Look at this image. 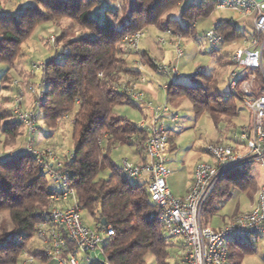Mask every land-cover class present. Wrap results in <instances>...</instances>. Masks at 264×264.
Returning a JSON list of instances; mask_svg holds the SVG:
<instances>
[{"label":"trees","instance_id":"1","mask_svg":"<svg viewBox=\"0 0 264 264\" xmlns=\"http://www.w3.org/2000/svg\"><path fill=\"white\" fill-rule=\"evenodd\" d=\"M182 2L123 0L120 9H113L104 0H34L16 12L0 16V62L9 67L19 62L22 44L38 25L66 18L82 29L47 62L42 72L46 87L40 110L49 128L58 127L63 118L75 112L72 123L75 154L71 161L65 162L64 169L71 172L70 185L76 191L80 209L89 212L96 226L106 219L113 228V235L103 247V261L109 264H147L148 253L155 256L157 264H168L172 249L179 246L176 239L165 234L161 208L151 200L147 183L126 178L109 151L121 145L135 146L142 159L147 137L138 124L115 112L118 105L133 102L116 88L117 81L124 74L139 72L126 67L127 52L122 40L149 26L189 35L193 23L208 16L215 6V2L209 3L197 11L200 5L187 4L181 9L180 19H185L182 25L180 20L165 16ZM218 30L225 36V43L243 35L236 27L220 25ZM66 37L67 33L62 32L58 40ZM61 54L65 55L63 61L58 57ZM147 61L152 64V60ZM199 75L203 80H192L191 84L171 82L167 88L168 101L186 97L197 114L207 110L216 120L237 116V99L212 94L213 76L204 72ZM8 117L13 119L7 120ZM2 120H7L1 130L6 141L24 135V127L12 110L0 111ZM249 165L236 168L220 181L204 212L222 181L227 186V195L232 186L249 190L253 182ZM104 170L109 171L106 178L100 177ZM57 191L49 185L46 173L33 156L24 153L0 160V215L8 214V222L0 225V264L20 262L37 223L44 219L51 205L50 196ZM251 251L252 248L248 250Z\"/></svg>","mask_w":264,"mask_h":264},{"label":"built area","instance_id":"2","mask_svg":"<svg viewBox=\"0 0 264 264\" xmlns=\"http://www.w3.org/2000/svg\"><path fill=\"white\" fill-rule=\"evenodd\" d=\"M216 11H232L239 13L245 20L243 35L229 42L241 41L235 49L229 51L232 70L228 77L229 91L223 98L235 97L248 110L250 121L234 134V140L242 143L246 151L236 145L225 143H210L206 151L213 162L199 161L194 170L193 180L184 197L174 195L168 185L172 170L168 166L169 154L172 150L170 133L166 119L178 121V114L173 112L167 103L154 104L145 101V93L138 89L137 84L127 79H119L116 88L129 96L134 102H145L151 110L149 121H143L138 126L147 133L143 148V158L131 161L122 158L123 175L131 180L146 182L151 200L162 211L161 220L165 234L173 239H181L184 243L178 264H230L228 243L232 239L244 240L254 236L264 237V183L257 192L252 209L237 214L231 221L215 230L203 221L205 205L215 191L220 181L236 168L260 163L264 169V1L260 0H214ZM120 9V4L111 5ZM2 13H0V16ZM251 19V32H248ZM129 25L128 22H126ZM226 25L236 27L234 20L217 21L205 35L212 48L222 46L224 35L218 27ZM177 38L174 43L178 58L185 51L178 40L181 35L173 30L165 31ZM145 30H138L126 35L122 40L123 49L138 52ZM49 42L57 48L56 35L49 36ZM164 38L159 43H165ZM67 53V49L63 50ZM60 57V56H58ZM138 67L145 63L139 61ZM156 70L163 75L172 77V83L179 82L181 77L178 66L174 63L158 62ZM47 62L39 61L32 64L31 72H43ZM200 67L196 72H204ZM143 80V79H142ZM18 82L15 81V84ZM168 85H165L167 90ZM46 83L31 89L35 97L36 109L41 108L45 99ZM12 112L18 122L24 127L26 141L21 148L9 153L0 151V160L9 159L19 154H29L36 159L39 168L61 186V190L50 196L51 205L43 220L37 223L32 247L22 251L21 264H82L76 253L99 251L104 253V245L113 235L112 226L100 223L95 228L84 224L77 194L70 185L71 172L64 169L65 162L74 157V150L63 158L55 149L46 147L40 149L35 139L38 132L39 114L37 110L23 108L21 95H16ZM67 118V117H66ZM23 241L22 238L18 239ZM106 261V260H105ZM107 262V261H106Z\"/></svg>","mask_w":264,"mask_h":264},{"label":"rangeland","instance_id":"3","mask_svg":"<svg viewBox=\"0 0 264 264\" xmlns=\"http://www.w3.org/2000/svg\"><path fill=\"white\" fill-rule=\"evenodd\" d=\"M114 1V0H111ZM34 0H0V13L2 15L8 12H16L20 8L30 5ZM107 4L115 5L120 4L123 0H116L115 2L104 1ZM13 7V9H12ZM179 7L171 9L165 16L176 11ZM10 10V11H9ZM122 12V11H121ZM221 12L214 11L209 17H204L198 20L195 28L192 29V33L189 35H181L178 39L185 51V55L180 58L179 69L183 76L182 81L188 82L190 79L195 81H202L203 77L196 72L200 67H205L204 71L207 75H212L214 78L213 86L210 92L214 95H223L229 91L228 77L232 70L231 64L229 65L225 61H222V57L225 58L223 53L229 52L235 49L241 44V41L234 44L227 42L221 47V52H216L214 55L211 53V45L208 43L205 35V31L210 28L212 16H217ZM226 14V13H224ZM182 25L185 24V19H180ZM251 22H249L248 32H251ZM239 29L243 30L244 25L238 26ZM155 26H149L145 29L146 37L142 40L148 39L151 45L152 51L151 56L158 58V62L169 63L168 60L162 57L165 51L173 52L176 55L174 43L170 41L169 35L166 32L156 33ZM82 29L75 22L63 18L53 22H46L38 25L30 37L22 44L23 55L19 58L13 67H9L8 64L0 62V111L12 110L14 99L16 95H21L23 99V108L26 110H37L39 114L38 120V132L36 133V142L42 136L44 132L47 136H51V141L47 142L46 145L36 146L40 149L50 147L55 149L59 157H64L68 152L74 150V139H73V119L75 112L70 113L67 118H63L59 126L56 128H49L46 126L43 120V114L41 108L36 109L35 97L31 92L33 87L38 88L42 83V72L36 71L35 74L31 72L32 64L44 61L48 62L52 58H55L57 51H61L63 45L71 38L76 37L81 33ZM67 33V37L61 41L58 37L61 33ZM51 34L56 35L57 48L49 42V36ZM172 37V36H171ZM164 38L166 43H159V39ZM141 40V41H142ZM172 44H171V43ZM140 42V46H141ZM60 60L65 59V55L61 54ZM165 56V55H164ZM217 58L221 59L219 62ZM173 59V56H172ZM145 63V59H140ZM139 63V62H138ZM144 74L148 80L154 83L157 89V98L153 100L154 104L167 103L170 108L178 114V121L175 126L169 124L171 128V142L175 146L169 154L168 166L171 168V177L168 180L172 193L180 194L183 192L190 180L191 174L195 169V165L199 161H210L213 162L211 155L206 151V147L210 143H225L236 145L239 149L246 151L245 145L234 140V134L239 132L244 125H247L250 121V115L247 109L243 106L240 100H237V106L239 113L235 117H220L216 120L212 114L204 110L202 113L197 114L194 105L186 97L174 99L168 101L167 90L164 87L166 84H170L173 80L172 77L167 75L153 72L152 68L146 66L144 68ZM7 75L6 79L4 77ZM15 81L18 83L15 84ZM32 81V82H30ZM28 97V98H27ZM154 99V98H152ZM115 112L118 116L124 117L133 123L139 124L143 121H149L151 110L147 107L145 102H130L118 105L115 108ZM9 113V112H8ZM12 117H8L7 120H11ZM7 120L0 121V131L7 122ZM231 140V141H230ZM26 141L25 134L18 139L14 140L8 138L7 141L0 136V151L3 153H9L18 148H21ZM132 148L127 145H121L113 148L109 151V154L113 162L117 165L121 164L122 158H128L134 161V154ZM142 157V156H141ZM256 172L254 173L253 182L257 187L262 186L264 183V169L260 166H256ZM109 175L108 170H104L100 173V177L106 178ZM49 185L58 191L61 190V186L52 178L51 175H46ZM135 181L136 180H132ZM142 182L143 180H137ZM233 188V186H232ZM236 189L238 187H235ZM252 195L242 192L237 189L234 192L233 198L227 202L224 210L214 217H212V228H215L220 223V217L223 215H230L236 207L239 205L240 210L247 209L251 204ZM81 216L86 226L95 228L96 223L92 219L91 215L86 210H81ZM207 211L203 213V221L208 225ZM5 221L8 222V214L3 213L0 215V225ZM10 228V226L8 225ZM8 228V229H9ZM175 241V239H174ZM177 243V242H176ZM234 244L229 245V256L231 264H264V237L254 236L252 238L239 240L235 239ZM236 243H240L236 245ZM178 244V243H177ZM236 245V246H234ZM32 247L30 241L25 246V249ZM252 248L253 251L248 252ZM181 250L178 248L172 249L171 256L168 260V264H178ZM78 259L82 264H96L104 259V256L99 251H92L88 254L77 252ZM147 264H157L156 258L152 253L146 255ZM18 264H21L18 262Z\"/></svg>","mask_w":264,"mask_h":264},{"label":"crops","instance_id":"4","mask_svg":"<svg viewBox=\"0 0 264 264\" xmlns=\"http://www.w3.org/2000/svg\"><path fill=\"white\" fill-rule=\"evenodd\" d=\"M104 1L115 2L116 0H114V1L104 0ZM203 1H204V3H203ZM260 1H264V0H260ZM213 2H214V0H184V2H182V4L179 6V9H177L176 11L171 12L169 14L170 15L169 17H173V18H175L177 20H180V18H181V9L184 6H186L187 4H189V3H193L194 5H200L195 10L202 11L205 8V5H207L209 3H213ZM12 9H13V7H12ZM214 11H216L215 10V6H214L212 12L208 15V17ZM219 12H221V13L217 14V16H212L211 26H210L209 29H211L215 25V23L217 21L234 20L235 23H236V28H238L239 25L244 24V22H245L244 18L239 13L232 12V11H219ZM224 13H226V14H224ZM202 18H204V17H202ZM202 18H198L193 23L191 29L195 28L198 20H200ZM246 22H248V23L251 22V19H247ZM209 29H207L205 31V33ZM154 30H156V33L165 32V31L159 29L156 26H155V29ZM145 37H146V34L142 37V39L145 38ZM169 38H170V41L172 43H174L175 37L174 36L171 37L169 35ZM141 42L142 43H141V46L139 47V51L138 52H129V53H127L124 56V60H125V63H126V67L128 69L136 70V71H139V72L136 73V74H131V73L124 74L120 79H127V81H131L133 83H136L138 89L142 90L145 93V101H153V100H155L157 98V89H156L154 83H152V82H150L148 80L147 76L144 74L143 71H144V68L146 66H149L150 68H152L153 72L159 73L156 70V65H155L156 63H158V60L159 59L158 58H154V57L151 56V51H152L153 48H151V45L149 44L148 39H145L144 41L142 40ZM165 43H163V44H165ZM174 47H175V45H174ZM221 48H222L221 46L220 47H217L215 49L214 48H211L212 55H214L216 52H221ZM175 52H176V49H175ZM223 55H225V58L222 57V61H225L226 63H228L230 65L231 62L229 60V52H225V53H223ZM172 56H173V59H172ZM162 57L163 58L165 57L164 59H166V61L168 60L169 63L176 64L178 66V68H179L180 58L177 57V54L176 55H173V52L171 53L170 51H168V52L165 51V53L162 54ZM141 58L142 59H145V65H144L143 68L140 69V67H138L139 66L138 65V62L140 61ZM148 59L152 60V64L148 63V61H147ZM220 60L221 59L217 58V61L218 62ZM180 74H181V72H180ZM182 79H183V76L181 74V77L179 79V82L184 83L182 81ZM187 79H190V80L188 82H186L185 84H191L192 83V77L191 78L188 77ZM30 82H32V81H30ZM164 87H165V85H164ZM152 98H154V99H152ZM12 119H13V117H12ZM167 123L172 124L174 126H175L176 123L173 122V121H171L169 118L166 119L167 128L169 130V133H171V128H170V126H168L169 124H167ZM42 133H43L42 136H40V139H38V141H37V144L38 145H46L47 142L51 141V138H50L51 136H47L46 137V134L44 132H42ZM0 136H2V138H4V136L2 135V132L1 131H0ZM170 138H171V135H170ZM127 146H129L133 150L132 152H133L134 157H135L134 158V161H140L141 160V155L138 152H136L135 146H130V145H127ZM172 146H173L172 150H174L175 146L173 145V143H172ZM205 161H207V160H205ZM257 165L260 166V167H262V165L260 163H258V162L252 163V164L249 165V169L248 170H249L250 175L252 177V181H253L254 173L257 171L256 170V166ZM193 175H194V171H193V174H191V176H190V180H189V183H188L186 189L183 192H180V194H175L176 196H178V197H184L186 195V193L188 191V188H189V186H190V184H191V182L193 180ZM169 178H168V180H169ZM223 182L224 181H222V183H221V187H220L219 192H217V194H215L216 195L215 198H213L211 200V202L209 203V207H207V213H208L207 214V217L210 218L208 220V226H210L211 228H212L211 224H212V221H213L212 220V217H214L216 215H219L224 210L225 205L227 204L228 201H230L233 198L234 192L237 191V189L241 190L240 188H237L236 189L235 187H233L232 189H230V195H227V194H225V190H226V187L227 186H225V184ZM260 187L255 186L254 185V182H252V185L249 188V190H247V191L241 190L242 192H246L247 194H249V195L251 194L252 195L250 197L251 198V204H250V206L247 209H245V210H240L239 205H238L236 207V209L233 212L230 213V215H223V216H221L220 217V223L215 228H213V229L217 230V229L221 228L224 224H226L229 221H231L237 214L252 209V207L255 204L256 197H257V192L260 189ZM176 240L178 241V245L179 246L178 247H175V248H178V249H180L182 251V247L181 246L183 244L182 243L183 241L181 239H176ZM233 242H235L234 239L230 240L229 243H228V247H229V245L234 244ZM238 244H240V243H236V245H238ZM236 245H234V246H236ZM229 263L231 264V262H230V256H229ZM238 263H240V262H238Z\"/></svg>","mask_w":264,"mask_h":264},{"label":"water","instance_id":"5","mask_svg":"<svg viewBox=\"0 0 264 264\" xmlns=\"http://www.w3.org/2000/svg\"><path fill=\"white\" fill-rule=\"evenodd\" d=\"M101 223H102L103 225H106V224H107L106 219H102ZM102 264H109V263L106 262V261H103Z\"/></svg>","mask_w":264,"mask_h":264}]
</instances>
